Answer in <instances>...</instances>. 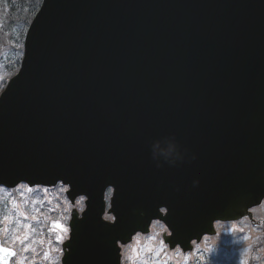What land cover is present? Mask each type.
<instances>
[{
  "label": "water",
  "instance_id": "water-1",
  "mask_svg": "<svg viewBox=\"0 0 264 264\" xmlns=\"http://www.w3.org/2000/svg\"><path fill=\"white\" fill-rule=\"evenodd\" d=\"M21 183L85 198L62 264H119L154 219L188 243L246 215L264 198V0H42L0 94V186Z\"/></svg>",
  "mask_w": 264,
  "mask_h": 264
},
{
  "label": "flooded vegetation",
  "instance_id": "flooded-vegetation-1",
  "mask_svg": "<svg viewBox=\"0 0 264 264\" xmlns=\"http://www.w3.org/2000/svg\"><path fill=\"white\" fill-rule=\"evenodd\" d=\"M81 200V202H80ZM83 199H77L75 209L78 213V217L83 212ZM70 209V207H69ZM1 210V199H0ZM164 213V210H161ZM251 220L247 217L241 218L234 222L236 238L248 239L250 243V252L248 254L236 255L235 264H264V200L257 206L250 210ZM67 214V213H65ZM3 215L0 211V217ZM12 215H10V218ZM9 218V219H10ZM106 221L112 222L113 216L107 212L103 216ZM68 219V218H67ZM10 223L11 221H5ZM67 222V221H66ZM224 223L214 222V229L216 233L226 232L223 229ZM68 227V226H67ZM2 231L5 236H1ZM215 233V234H216ZM171 234L165 225L160 221H154L149 226V231L146 234L138 233L133 236L132 240L127 244H121L118 242L120 251V263L121 264H224L225 255L219 252V247L211 248L213 238L215 235L202 236L198 242L196 240L191 241L192 248L189 251H184L180 244L179 237L174 239L173 245L166 243L164 237ZM16 226L11 223L9 225L4 224L0 220V245L4 248L14 252V255L9 258L8 264H44L43 260L34 253L30 258L25 255L24 248L21 249L20 257H18L17 247H21L16 244ZM70 229L68 228L67 236L58 240L56 243L57 251L56 256L53 250H49L45 253L42 246L36 247L40 251V256L43 254L53 256L50 262L55 264H62L64 257V244L69 240ZM172 239V238H171ZM54 240H52V243ZM34 246V242L28 238H24L22 246L28 248ZM59 248V249H58Z\"/></svg>",
  "mask_w": 264,
  "mask_h": 264
},
{
  "label": "rangeland",
  "instance_id": "rangeland-1",
  "mask_svg": "<svg viewBox=\"0 0 264 264\" xmlns=\"http://www.w3.org/2000/svg\"><path fill=\"white\" fill-rule=\"evenodd\" d=\"M10 192L14 193L12 194L15 199V203L11 205V203H6V208H10L8 210L9 213L12 214V217L10 218V223H6L5 219L3 220L4 224H11L13 223L16 226V244L21 246L17 247L18 257H20L21 249L24 248L25 255L28 257H25V259L30 258L34 253L39 257L45 260L46 262L44 264H55L53 262H50L52 260L53 256H48L42 253L40 256V251H37L38 247L42 246V249H44L45 253H47L49 250H53L55 256L57 251V245L58 237L64 239L68 231L64 232L61 230H53L52 229V223L53 221H59L64 225L65 228H67V218L69 214V207L68 204L64 198V195L60 191L59 188H55L53 190H49L47 192L42 193L44 195V199L41 202H38L37 200H32L38 197V193H36L33 190H28L27 187L19 186L17 189L12 191H5V189L0 188V199L7 200L10 196ZM25 202V204H24ZM81 202V200H80ZM26 207V210L28 212H32L36 209V207L41 206L42 211L37 216H28L27 217V223L18 225L17 223V215L18 210L22 209V207ZM67 213V214H65ZM31 223H35L36 225H39L37 229L30 230ZM228 227L235 226V225H225ZM68 229V228H67ZM1 236H5L4 232L2 231ZM24 238H28L29 240L34 242V246H30L28 244V248L26 246H22L24 242ZM223 236L217 237L213 240V244L216 246H220L223 244ZM52 240L54 242L52 243ZM237 245V243L231 244L226 246L227 251H231L234 249V247ZM27 249V251L25 250ZM59 249V248H58ZM236 249H234L235 251ZM234 254V253H233ZM235 255H240L239 253L235 252ZM231 258V256H230ZM232 259V258H231Z\"/></svg>",
  "mask_w": 264,
  "mask_h": 264
},
{
  "label": "trees",
  "instance_id": "trees-1",
  "mask_svg": "<svg viewBox=\"0 0 264 264\" xmlns=\"http://www.w3.org/2000/svg\"><path fill=\"white\" fill-rule=\"evenodd\" d=\"M41 0H0V92L20 64L26 29Z\"/></svg>",
  "mask_w": 264,
  "mask_h": 264
},
{
  "label": "snow or ice",
  "instance_id": "snow-or-ice-1",
  "mask_svg": "<svg viewBox=\"0 0 264 264\" xmlns=\"http://www.w3.org/2000/svg\"><path fill=\"white\" fill-rule=\"evenodd\" d=\"M51 227L53 230H61L64 232L68 231V229L65 228L64 225L62 223H60L59 221H53ZM57 239L60 240L61 238L58 237ZM61 242H62V240H61ZM25 250L27 251V249H25ZM11 255H14V252L4 248L3 246H0V259H3V257H5V256H11Z\"/></svg>",
  "mask_w": 264,
  "mask_h": 264
},
{
  "label": "clouds",
  "instance_id": "clouds-1",
  "mask_svg": "<svg viewBox=\"0 0 264 264\" xmlns=\"http://www.w3.org/2000/svg\"><path fill=\"white\" fill-rule=\"evenodd\" d=\"M194 183H198V182H194Z\"/></svg>",
  "mask_w": 264,
  "mask_h": 264
}]
</instances>
